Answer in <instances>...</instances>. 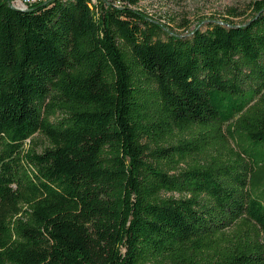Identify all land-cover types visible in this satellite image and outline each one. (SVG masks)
I'll list each match as a JSON object with an SVG mask.
<instances>
[{"label":"trees","instance_id":"1","mask_svg":"<svg viewBox=\"0 0 264 264\" xmlns=\"http://www.w3.org/2000/svg\"><path fill=\"white\" fill-rule=\"evenodd\" d=\"M143 1L0 0V264H264V0Z\"/></svg>","mask_w":264,"mask_h":264},{"label":"rangeland","instance_id":"2","mask_svg":"<svg viewBox=\"0 0 264 264\" xmlns=\"http://www.w3.org/2000/svg\"><path fill=\"white\" fill-rule=\"evenodd\" d=\"M261 0H145L139 10L146 12L178 35L189 36L193 30H205L211 21L247 23L253 16L255 2ZM20 7V4L12 2ZM43 146L45 142L40 139ZM235 142L231 141L234 147Z\"/></svg>","mask_w":264,"mask_h":264},{"label":"built area","instance_id":"3","mask_svg":"<svg viewBox=\"0 0 264 264\" xmlns=\"http://www.w3.org/2000/svg\"><path fill=\"white\" fill-rule=\"evenodd\" d=\"M49 0H12V2L16 3V4H20L21 6H24V8L28 9V7L32 6V5H37L40 3H45ZM118 5L120 6V3H118Z\"/></svg>","mask_w":264,"mask_h":264},{"label":"bare ground","instance_id":"4","mask_svg":"<svg viewBox=\"0 0 264 264\" xmlns=\"http://www.w3.org/2000/svg\"><path fill=\"white\" fill-rule=\"evenodd\" d=\"M15 7V6H14ZM16 8V7H15ZM17 9H20V10H27L26 8H24V6H21L20 7H17Z\"/></svg>","mask_w":264,"mask_h":264}]
</instances>
